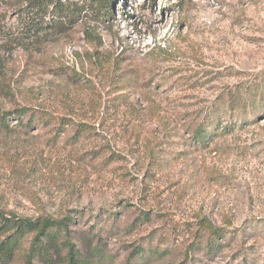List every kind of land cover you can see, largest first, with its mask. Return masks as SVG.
Wrapping results in <instances>:
<instances>
[{
	"label": "rangeland",
	"instance_id": "1",
	"mask_svg": "<svg viewBox=\"0 0 264 264\" xmlns=\"http://www.w3.org/2000/svg\"><path fill=\"white\" fill-rule=\"evenodd\" d=\"M22 1L0 0V26ZM115 11L0 38V117L24 106L52 117L0 124V210L74 216L83 241L101 240L103 260L90 250L87 264H264V117L207 146L189 133L264 85V0H116ZM214 227L221 246L184 254Z\"/></svg>",
	"mask_w": 264,
	"mask_h": 264
},
{
	"label": "trees",
	"instance_id": "2",
	"mask_svg": "<svg viewBox=\"0 0 264 264\" xmlns=\"http://www.w3.org/2000/svg\"><path fill=\"white\" fill-rule=\"evenodd\" d=\"M115 3L116 0H25L16 8L12 26H0V38L31 39L44 31L72 27L83 18L100 24L116 17ZM87 36L90 38L89 32ZM247 88L251 91L259 90L256 98L250 100L246 94L244 98H237L232 92L233 94L224 99L227 115L234 109L229 119L226 120L215 112H208L189 132L194 145L207 146L220 131L229 130L238 121L243 124L264 117V85L255 80ZM247 106H251L249 113L246 112ZM11 118L18 119L26 127L52 124V117L48 113L25 106L3 113L0 124L7 127ZM60 126L65 128L66 124L63 122ZM79 230L74 216L29 218L6 214L0 210V264L12 263L25 244L23 264H87L91 257L101 263L103 254L99 235H95L97 242L92 245L82 240L77 234ZM224 236L221 227H214L205 244L196 241L184 254L191 255L201 248L210 252L213 247L222 245ZM90 250L93 254L89 258L87 254ZM132 256L131 254L125 264H149L148 255V259H136Z\"/></svg>",
	"mask_w": 264,
	"mask_h": 264
}]
</instances>
